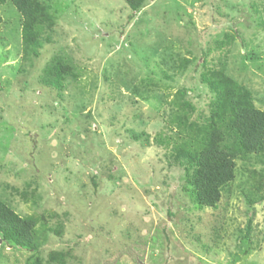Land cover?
<instances>
[{
  "label": "rangeland",
  "instance_id": "obj_1",
  "mask_svg": "<svg viewBox=\"0 0 264 264\" xmlns=\"http://www.w3.org/2000/svg\"><path fill=\"white\" fill-rule=\"evenodd\" d=\"M48 5L37 56L0 6V201L39 241L0 237V264H264V161H236L210 208L170 156L174 115L208 120L215 71L264 112V0H145L131 21L125 0Z\"/></svg>",
  "mask_w": 264,
  "mask_h": 264
},
{
  "label": "trees",
  "instance_id": "obj_2",
  "mask_svg": "<svg viewBox=\"0 0 264 264\" xmlns=\"http://www.w3.org/2000/svg\"><path fill=\"white\" fill-rule=\"evenodd\" d=\"M11 3L21 17V37L24 52L37 56L39 36L45 26H51L50 0H0V6ZM132 14L131 21L145 0H125ZM47 24V25H46ZM59 64L53 68V85L62 81ZM211 90L217 98L211 103L210 116L204 125L186 122V116H175L172 122L182 127L187 137L173 145L170 156L176 166L188 173L195 203L214 208L221 193L235 177L236 161H264V112L254 106L251 92L223 72L211 74ZM214 79H216L214 81ZM186 109L193 107L184 103ZM184 120V121H183ZM180 135L182 131H176ZM169 156V157H170ZM35 220L22 218L0 201V237L3 243L17 249L38 251ZM60 259V258H59ZM51 261H56L52 257ZM60 262H63L61 257ZM62 264V263H61Z\"/></svg>",
  "mask_w": 264,
  "mask_h": 264
}]
</instances>
